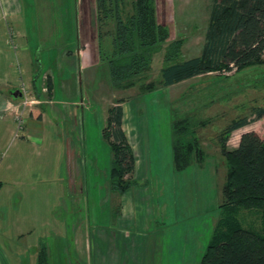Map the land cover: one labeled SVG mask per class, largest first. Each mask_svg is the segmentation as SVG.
Returning <instances> with one entry per match:
<instances>
[{
	"label": "rangeland",
	"instance_id": "1",
	"mask_svg": "<svg viewBox=\"0 0 264 264\" xmlns=\"http://www.w3.org/2000/svg\"><path fill=\"white\" fill-rule=\"evenodd\" d=\"M24 1L31 46L28 54L44 102L33 87L22 86L21 99L0 95V110L1 114L13 113L21 122L31 116L30 123L42 128L46 140L53 142L48 174L53 178L47 182L52 192L49 210L37 213L39 221L46 219L49 224L42 226L40 222L33 229L35 245L12 243L3 222L0 237L5 246L12 252L23 251L20 255L28 261L46 245L49 264H110V252L121 257L120 264H142L149 251L157 252L163 264H200L223 217L227 165L219 135L234 117L242 112L245 115L239 107L243 103L255 100V104H264V66L238 74L203 75L168 88L142 89L161 80L170 42L184 39L181 61L200 54L213 2L156 0L158 20L169 30V41L153 54L147 79L135 88H126L111 78L114 52L111 33H107L111 26L101 33L98 30L96 0ZM7 37L8 46H17L19 37L12 29ZM82 47L88 50L82 58L84 71L77 56ZM6 53L10 55L8 49ZM120 100L128 127L134 132L130 145L139 146L141 162L136 185L126 197L111 190L112 151L103 135L108 111ZM39 112L43 121L38 119ZM187 116L205 123L196 126L193 133L205 157L202 163L195 161L187 169L176 170L173 122ZM263 123L234 132L228 148L235 149L245 131L264 133ZM123 201H131L134 207L128 220L118 219L116 214ZM17 213L22 214L20 210ZM238 219L244 228L261 230L262 215L256 210L242 209ZM121 230L133 233L131 245L121 237ZM78 232L82 233L78 247L86 256L79 260Z\"/></svg>",
	"mask_w": 264,
	"mask_h": 264
},
{
	"label": "trees",
	"instance_id": "2",
	"mask_svg": "<svg viewBox=\"0 0 264 264\" xmlns=\"http://www.w3.org/2000/svg\"><path fill=\"white\" fill-rule=\"evenodd\" d=\"M96 5L100 33L111 26L107 31L111 33L114 52L110 63L111 78L115 84L135 88L147 79L153 54L168 43L170 37L169 30L158 20L156 0H96ZM184 44L181 39L167 45L161 80L144 83L142 89L168 88L212 73L222 75L234 71L238 74L248 68L263 67L264 0H213L200 54L181 61ZM34 89L40 99L41 92L36 84ZM48 91L51 93L49 85ZM13 92L11 90L9 95L17 100ZM227 96L230 97V93ZM254 101L239 106L245 110V115L242 112L234 117L219 135L221 154L227 165L222 189L223 217L211 234L200 264H264V138L256 132H247L235 149L227 145L234 132L264 118V104ZM122 102L118 101L109 109L103 131L112 151L110 187L120 195L136 185V179L132 178L136 160L123 131ZM34 112L32 109L30 114L33 116ZM42 117L39 112L38 119ZM198 125L205 123L195 122L192 116L173 122L176 170L187 169L195 161L202 163L204 160L200 140L193 135ZM242 209L261 213L260 231L242 227L238 219ZM48 257L47 246L43 245L37 263L49 264Z\"/></svg>",
	"mask_w": 264,
	"mask_h": 264
},
{
	"label": "crops",
	"instance_id": "3",
	"mask_svg": "<svg viewBox=\"0 0 264 264\" xmlns=\"http://www.w3.org/2000/svg\"><path fill=\"white\" fill-rule=\"evenodd\" d=\"M25 5L24 0H0V95L2 97L10 94L11 90H20L22 86H31L34 89V85H37V82L34 83L35 70L31 56L28 54L31 46L28 44L29 34L27 32ZM9 29H12L14 34L19 37L18 44L15 47L7 45ZM21 36L24 37L23 41L20 40ZM80 36L82 35L80 34ZM7 49L10 55H7ZM86 51H88L86 47H82L77 51L78 64L80 70L83 71L85 70V65L82 58L85 56ZM39 91L41 92L40 99L42 101L43 89H39ZM1 112L0 110V182L3 183V188L0 189V225L2 226L3 222L6 223L5 231L10 236L12 243L21 242L27 245H35L31 235L33 229L41 222L38 220L37 213L50 208L49 198L52 189L47 186V182L53 178V176L48 175L53 161V142L46 140L47 135L45 131L41 130L42 128H37L30 123L31 116L25 117L23 122H21L13 113L1 114ZM126 119L124 110L123 131L131 144L130 136L133 130L130 126L128 127ZM41 121H43V117ZM263 122L264 118L254 123ZM251 125L238 131L246 130ZM251 130H255L256 133L264 138V133L259 132L257 129ZM244 133H247V131ZM140 140L141 145L142 139ZM131 146L136 160L133 174L135 179L136 175L141 173L139 170L141 162L137 153L139 146L137 148L134 144ZM129 191L123 195L126 197ZM19 210L22 214L17 213ZM133 210L134 207L131 201L129 204L124 202L120 207H117L116 214L118 219L128 220L126 217L130 216ZM43 221L41 225L48 226L49 220L44 219ZM138 221L142 223L141 220ZM121 228L124 229L123 227ZM81 234L78 232L76 236L78 260L86 257L78 247ZM121 237L126 240V244L127 242H130V245L132 244L133 233L131 231L122 232ZM117 239H119L118 236ZM40 250L37 249L35 252L36 256L31 255L32 257L27 261L26 257L24 258L20 255L23 251H13L14 254L5 246L4 241L0 237V264H38V252ZM156 253L149 251L148 257L146 255L147 258L145 257L146 259L142 264H163ZM110 255H112L110 256V264H120L121 257L119 259L118 257L115 258L113 252H110ZM115 255L117 256L118 254L115 253ZM48 256L50 259L49 251ZM96 256L98 255L96 254Z\"/></svg>",
	"mask_w": 264,
	"mask_h": 264
},
{
	"label": "water",
	"instance_id": "4",
	"mask_svg": "<svg viewBox=\"0 0 264 264\" xmlns=\"http://www.w3.org/2000/svg\"><path fill=\"white\" fill-rule=\"evenodd\" d=\"M13 96L15 98H17V96H19V98H22L23 94L19 90H16L13 92Z\"/></svg>",
	"mask_w": 264,
	"mask_h": 264
},
{
	"label": "built area",
	"instance_id": "5",
	"mask_svg": "<svg viewBox=\"0 0 264 264\" xmlns=\"http://www.w3.org/2000/svg\"><path fill=\"white\" fill-rule=\"evenodd\" d=\"M26 97H28L27 94H26Z\"/></svg>",
	"mask_w": 264,
	"mask_h": 264
},
{
	"label": "flooded vegetation",
	"instance_id": "6",
	"mask_svg": "<svg viewBox=\"0 0 264 264\" xmlns=\"http://www.w3.org/2000/svg\"><path fill=\"white\" fill-rule=\"evenodd\" d=\"M19 96H17V98H18ZM21 99V98H20Z\"/></svg>",
	"mask_w": 264,
	"mask_h": 264
}]
</instances>
